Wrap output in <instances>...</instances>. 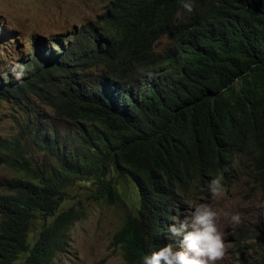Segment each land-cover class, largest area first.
<instances>
[{"label": "trees", "instance_id": "16d2710c", "mask_svg": "<svg viewBox=\"0 0 264 264\" xmlns=\"http://www.w3.org/2000/svg\"><path fill=\"white\" fill-rule=\"evenodd\" d=\"M107 4L85 38L84 30L56 38V49L45 54L35 44L45 42L37 40L20 61L21 79L0 76V98L20 106L14 115L18 128L0 135V166L20 174L0 178V264H57L72 224L85 215L81 203L60 207L69 189L85 180L94 185L97 200L125 209L112 244L126 264H139L150 236L163 232L164 222L182 206L180 196L203 191L192 177L197 163L186 155L201 122L214 114L234 79L246 80V87L258 82L263 90L251 91L264 92V0H194L192 13L181 0ZM202 14L220 19L221 30L214 26L190 60L173 54L175 48L158 59L153 50L162 30L178 21L185 31ZM156 63L173 85L161 81L151 95H130L132 84ZM99 85L116 91L101 109L95 99ZM241 165L264 189L261 152L247 150ZM253 235L240 229L234 241ZM242 261L264 264V236L256 255Z\"/></svg>", "mask_w": 264, "mask_h": 264}, {"label": "clouds", "instance_id": "9594fccd", "mask_svg": "<svg viewBox=\"0 0 264 264\" xmlns=\"http://www.w3.org/2000/svg\"><path fill=\"white\" fill-rule=\"evenodd\" d=\"M108 5L106 4L104 9L95 15L88 24L83 25L82 29L75 30L74 33L84 30L85 38L88 26L98 20ZM181 5L188 13L194 11V0H181ZM220 21L216 17L202 14L185 31H182V25L177 21L172 30H170V26L162 30L160 37L154 43L153 53L157 55L158 59H162L167 52L170 53L175 48L173 54L181 59L190 60L194 57L200 41L205 38L209 39L208 33L211 29L216 27V31L221 30ZM72 34L67 35L66 38ZM162 40H164L163 43ZM41 41L45 43L37 45L39 52L45 54L49 53L53 49L52 47L56 49L54 46L56 39L42 38ZM47 48L49 49L47 50ZM168 57L164 60L170 64L171 57L169 59ZM23 61L21 62L23 63ZM21 62L19 61L17 63L19 65H16L19 72H14L15 70L11 67L10 70H5L6 72L2 74L3 77L8 74L18 80L21 79L25 74L24 66L20 65ZM172 69L178 70L175 67ZM164 70L157 63L154 64L152 69L145 72L135 84H132L130 95L136 97L141 92L151 95L161 81L173 85ZM180 80L181 77L176 80V84ZM246 82L239 78L234 79L233 88L228 90L221 103L214 109H217L214 114L212 116L210 114L211 117L209 116L201 122L202 129L193 139L194 143L189 146L191 149L186 152V155L191 159L193 157L197 163L193 167L195 172L192 177L198 180L199 187L203 191L197 192L194 196L191 194L184 195V198L180 196V201L183 202L182 206L177 208L164 222L163 232L153 233V236H150L148 250L146 254L139 257V264H217L225 257L227 251L225 234L218 228L217 223L220 213L214 210L210 204L201 203L194 207L187 202L191 197L201 198L210 193L213 198L222 196L224 188L232 181L234 175L241 171V161L247 150H253L255 153L260 151L264 157V92L253 93L251 91L253 87L260 86L263 90L262 86L257 82L253 84V87H246ZM123 93L124 97L128 98L127 92ZM115 97L116 91L106 85H99L95 88V99L100 109L109 105ZM241 145L245 146L242 148ZM243 174L246 176L244 171ZM246 178L251 181L249 177L246 176ZM255 184L261 194L260 202L264 203L263 186ZM170 201L177 203L174 200ZM187 208L193 209L189 218L182 221H171L173 217L181 215L182 209L186 210ZM256 216L247 224L243 222L242 214L233 213L230 214V222L235 226L243 223L244 226L251 228L248 231L256 228L263 232L264 213L257 218Z\"/></svg>", "mask_w": 264, "mask_h": 264}, {"label": "rangeland", "instance_id": "374dc122", "mask_svg": "<svg viewBox=\"0 0 264 264\" xmlns=\"http://www.w3.org/2000/svg\"><path fill=\"white\" fill-rule=\"evenodd\" d=\"M110 1L0 0V76L3 77L5 70H10L11 67L14 72H19L16 65L28 55V47L32 42L41 41L42 38H66L88 24ZM19 107L11 100L0 98V135L9 134L18 128L14 123V115L19 111ZM45 111L51 114L49 107H45ZM61 124H65V121H61ZM247 165L249 167V164ZM18 175L20 174L13 169L0 166V178ZM224 189L223 195L218 198H213L210 193L201 198L191 197L187 203L194 207L207 203L220 213L217 223L218 228L225 234L227 251L225 257L217 264H243V257L256 255L260 235L264 236V227L263 232L252 227L254 235L245 242L236 244V231L251 228L243 223L239 226L233 225L230 222V214H242L243 222L249 224L255 215L257 218L264 213V203L260 202L258 186L244 176L243 167ZM93 190L94 185L90 180L76 183L69 189V198L64 200L60 207H79L81 203L85 215L72 224L67 250L56 256L57 264H126L119 246L112 244L114 233L123 225L125 209L97 200L92 194ZM188 209H182L181 215L173 217L171 221L189 218L193 209ZM40 224V219L34 221L36 230L40 228ZM33 237L34 231H31L30 243ZM237 247L243 249L236 250Z\"/></svg>", "mask_w": 264, "mask_h": 264}]
</instances>
